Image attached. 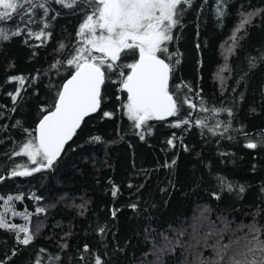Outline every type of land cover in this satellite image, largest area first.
I'll list each match as a JSON object with an SVG mask.
<instances>
[{
  "label": "trees",
  "instance_id": "16d2710c",
  "mask_svg": "<svg viewBox=\"0 0 264 264\" xmlns=\"http://www.w3.org/2000/svg\"><path fill=\"white\" fill-rule=\"evenodd\" d=\"M80 7L53 2L45 15L25 5L23 22L18 17L0 22V27L22 30L0 43V197L21 196L12 201L14 210L32 214L25 220L9 210V222L33 232L39 228L27 246L17 243L15 233L0 229V262L95 264L99 256L102 264H198V258L220 260L221 246L228 251L221 252L225 260L220 264L234 253L242 260L259 259V250L253 256L248 249L255 247L254 235L264 240V147L248 149L246 144L264 134V61L259 60L264 14L254 18L234 51L228 49L239 14L264 7V0H193L185 6L168 50L174 66L170 89L180 85V98L187 96L196 105L181 110L185 118L191 113L188 125L174 127L177 118L168 117L150 121V133L135 129L125 115L127 98L118 75L128 69H117L111 74L115 82L102 86V111L85 118L53 168L27 177L10 175L27 162L13 153L29 133L34 137L36 121L52 108L73 69L67 60L81 46L78 28L90 11L86 4ZM42 29L46 35L40 40L28 35ZM61 43L65 48L59 49ZM251 57L257 58L255 68L249 67ZM12 76L25 77V84L11 82ZM17 89L22 98L13 103L9 93ZM103 111L112 117H103ZM197 119L208 127L197 126ZM18 120L22 124L14 127ZM94 136L101 141L93 142ZM221 176L236 186L233 192L221 191ZM114 185L119 189L115 197ZM241 185L244 193L238 191ZM37 207L46 211L36 214ZM0 208H5L3 200Z\"/></svg>",
  "mask_w": 264,
  "mask_h": 264
},
{
  "label": "snow or ice",
  "instance_id": "6c2138e0",
  "mask_svg": "<svg viewBox=\"0 0 264 264\" xmlns=\"http://www.w3.org/2000/svg\"><path fill=\"white\" fill-rule=\"evenodd\" d=\"M53 2L67 9L79 10H83L80 6L86 4L90 11L85 12L78 28L77 36L80 37L81 46L76 48L72 58L67 60V65L74 68V72L62 84L52 110L47 111V114L39 120L35 129L36 135L32 137L29 133L30 138L22 142L19 149L13 153L14 156L26 157L27 162L16 165L10 173L12 177L32 176L34 173L53 168L64 152L65 145L76 135L85 118L102 111V86L111 81V74L116 73L117 69L130 70L127 74L119 71L118 75L121 77L120 89L127 93V100L123 104L125 115L132 121L135 129H144L150 133L152 129L150 121L165 120L168 117L177 118V122L172 125L177 128L190 123L191 113L185 118L181 116V110L185 104L189 109H195L196 105L187 96L180 98V85L170 89L174 66L170 63L172 54L169 53L168 44L174 40V29L182 26L185 6L190 7L193 0H44L43 3H38L37 0H0V22L13 21L17 17L23 22L24 14L27 12L25 5L28 9L39 7L47 15ZM46 4L49 7H46ZM262 14L264 7L239 14V23L229 37L232 42L228 49L230 52L234 51L239 41L245 38L247 27L252 25L254 18ZM220 15L223 13L221 12ZM44 27L48 28L49 25L45 24ZM21 32L19 26L15 30L0 27V43L21 35ZM241 32L244 34L238 35ZM28 35L40 40L46 33L42 29L36 33L29 31ZM47 35L50 36L51 33ZM63 48L65 45L61 43L59 49ZM137 53L138 59H134L131 63L124 62L125 58L135 57ZM259 60L264 61V53H261ZM175 63L179 64V59ZM257 66V58L251 57L249 67ZM52 67L55 68L56 64ZM9 80L18 82L21 87L25 84L23 76H12ZM9 95L13 103H16L18 97H21V92L17 89L14 94L9 93ZM41 111L45 109L42 108ZM201 111L207 109L202 107ZM102 114L105 118H111L113 115L108 111H103ZM21 124L22 122L18 120L14 127ZM195 124L201 128L208 127L203 119H197ZM24 131L28 132V129ZM209 131L213 129L209 128ZM138 135L141 140L145 139L144 131L138 132ZM101 139L100 136L91 138L93 142H100ZM168 144L175 146L171 139L168 140ZM258 145L264 147V134L258 142H249L246 147L256 149ZM175 163L173 160L172 165ZM217 180L221 191L231 193L236 187L222 176L217 177ZM118 191V187L114 185L113 197ZM238 191L244 193L245 187L239 186ZM260 191L264 193V187ZM214 195L219 198V194L214 193ZM20 199L22 197L18 195L15 197L10 195L6 199L0 197L5 206L4 212L0 213V229L15 233L17 243L27 246L33 242L39 228L33 232L25 225L11 223L7 219L9 210L12 216L23 215L25 220L32 215L27 211L18 213L14 210L12 201ZM132 207L135 208L136 205ZM45 211L44 207L35 209L36 214ZM115 215L116 212L113 211L112 216ZM104 231V228L100 229L101 233ZM253 231L259 230L253 229ZM253 241L255 247L249 248L248 251L255 256V252L259 250L261 253L259 259L248 260L245 256L242 260L239 253H234L231 259L226 260V264H264V240L254 235ZM67 246V244L63 245L64 248ZM84 250L85 252L89 250L87 245L84 246ZM227 251L225 246H221L218 252L220 260H225L221 252L227 253ZM13 254L15 255V252ZM220 260L205 261L198 258V264H220ZM36 264H39V261ZM95 264H102L99 256L96 257Z\"/></svg>",
  "mask_w": 264,
  "mask_h": 264
},
{
  "label": "water",
  "instance_id": "95a60500",
  "mask_svg": "<svg viewBox=\"0 0 264 264\" xmlns=\"http://www.w3.org/2000/svg\"><path fill=\"white\" fill-rule=\"evenodd\" d=\"M135 59H138V53H137ZM128 71H130V70H128ZM73 72H74V68H73L72 71H71V72H70V73L64 78V80L62 81V83H61V85H60L59 90L61 89L62 84L65 83V82L67 81V79L70 78V76H71V74H72ZM123 92L125 93V96H126V98H127V93H126L125 91H123ZM56 98H57V96H56ZM54 102H55V101H54ZM53 105H54V104H53ZM50 110H52V108H51ZM50 110H48V111H50ZM45 114H47V111L44 112V113L39 117V119L36 121V123H35V125H34V136L36 135L35 129H36L37 126H38L39 120H40V119L42 118V116L45 115Z\"/></svg>",
  "mask_w": 264,
  "mask_h": 264
},
{
  "label": "rangeland",
  "instance_id": "374dc122",
  "mask_svg": "<svg viewBox=\"0 0 264 264\" xmlns=\"http://www.w3.org/2000/svg\"><path fill=\"white\" fill-rule=\"evenodd\" d=\"M232 33H233V31H232ZM226 46H227V43H226ZM226 46H225V48H226ZM224 48V49H225ZM222 71H223V69H221L220 70V72L222 73ZM4 211V208H0V213H2ZM9 214L7 215V219H8V217H9V215H10V211L8 212ZM19 225H24L23 223H21V224H19Z\"/></svg>",
  "mask_w": 264,
  "mask_h": 264
}]
</instances>
